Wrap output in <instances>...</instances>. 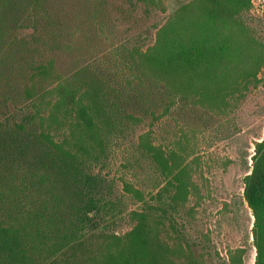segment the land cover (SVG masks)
Here are the masks:
<instances>
[{
  "label": "trees",
  "instance_id": "16d2710c",
  "mask_svg": "<svg viewBox=\"0 0 264 264\" xmlns=\"http://www.w3.org/2000/svg\"><path fill=\"white\" fill-rule=\"evenodd\" d=\"M251 1L193 0L179 8L158 31L153 47L131 55L137 85L126 104L144 109L145 97L156 89L167 95L166 113L177 101L212 110L244 83H256L264 47L242 20ZM45 4L0 0V38L16 37L21 30L40 36ZM23 65L21 85L9 87L3 105L19 99L34 112L13 104L9 114L0 113V210L8 206L11 212L0 221V264H48L70 250H89L81 264H203L169 212L198 195L184 159L176 153L165 157L147 134L140 137V149L163 178L161 204L155 209L142 191L123 183V193L142 208L129 214L133 226L125 234L100 232L110 201L93 166L106 151L104 129L113 112L109 95L117 92L106 91L103 78L89 76L82 66L61 73L52 60ZM13 75L8 71V83ZM243 199L253 217V264H264V136L254 145ZM95 233L100 244L92 249L88 243ZM243 255V249L230 251L227 264H243Z\"/></svg>",
  "mask_w": 264,
  "mask_h": 264
},
{
  "label": "rangeland",
  "instance_id": "374dc122",
  "mask_svg": "<svg viewBox=\"0 0 264 264\" xmlns=\"http://www.w3.org/2000/svg\"><path fill=\"white\" fill-rule=\"evenodd\" d=\"M191 1L46 0L40 36L29 37L31 30H21L16 37L0 38V113L9 114L13 104L34 112L19 99L3 105L9 100V87L15 90L21 85L25 60H52L61 73L82 66L89 76L99 75L106 91L119 94L109 95L113 112L104 129L106 151L93 166L103 180L105 200L110 201L100 232L125 234L133 226L129 214L142 208L123 193V183L142 191L155 209L161 204L157 196L163 178L139 147L140 137L147 134L157 152L165 157L176 153L189 166L198 195H191L178 212H169L203 264H227L228 253L235 249L244 250L243 264H253V217L243 199V178L251 170L254 145L264 136V65L256 83H244L212 110L177 101L166 113L167 95L156 89L148 92L144 109L126 104L137 85L131 55L153 47L158 31ZM94 6L98 9L92 16ZM242 20L264 47V0H252ZM8 71L14 74L10 83ZM14 119L18 120L16 113ZM9 211L8 206L0 210V221H7ZM98 236L95 233L89 240L92 249L100 244ZM88 251L70 250L48 264H81Z\"/></svg>",
  "mask_w": 264,
  "mask_h": 264
}]
</instances>
